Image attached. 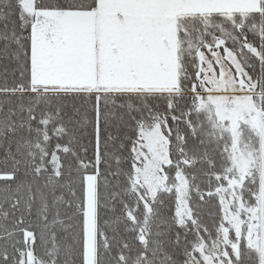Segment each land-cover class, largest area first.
I'll list each match as a JSON object with an SVG mask.
<instances>
[{"label": "snow or ice", "instance_id": "snow-or-ice-1", "mask_svg": "<svg viewBox=\"0 0 264 264\" xmlns=\"http://www.w3.org/2000/svg\"><path fill=\"white\" fill-rule=\"evenodd\" d=\"M0 264H264V0H0Z\"/></svg>", "mask_w": 264, "mask_h": 264}]
</instances>
